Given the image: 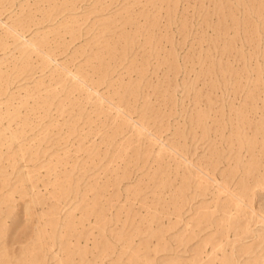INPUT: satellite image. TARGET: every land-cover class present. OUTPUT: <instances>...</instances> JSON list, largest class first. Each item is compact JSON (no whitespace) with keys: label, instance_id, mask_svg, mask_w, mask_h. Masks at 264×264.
<instances>
[{"label":"rangeland","instance_id":"1","mask_svg":"<svg viewBox=\"0 0 264 264\" xmlns=\"http://www.w3.org/2000/svg\"><path fill=\"white\" fill-rule=\"evenodd\" d=\"M0 264H264V0H0Z\"/></svg>","mask_w":264,"mask_h":264},{"label":"bare ground","instance_id":"2","mask_svg":"<svg viewBox=\"0 0 264 264\" xmlns=\"http://www.w3.org/2000/svg\"><path fill=\"white\" fill-rule=\"evenodd\" d=\"M82 82H83V81H82ZM186 161L188 162V165H189V166H194L193 163H192L191 161H189V160H187V159H186ZM203 177H204V176H202V178H203ZM240 205H241V204L236 203V206H237V207H240ZM252 211H253L254 213H256V209H255V208H254Z\"/></svg>","mask_w":264,"mask_h":264}]
</instances>
